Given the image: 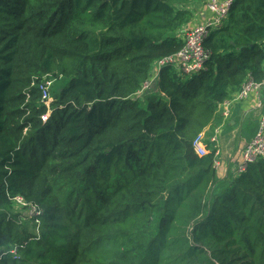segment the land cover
Listing matches in <instances>:
<instances>
[{
  "label": "trees",
  "instance_id": "16d2710c",
  "mask_svg": "<svg viewBox=\"0 0 264 264\" xmlns=\"http://www.w3.org/2000/svg\"><path fill=\"white\" fill-rule=\"evenodd\" d=\"M195 1L0 0V264H264V158L223 178L193 147L264 80V0L234 1L204 71L140 93Z\"/></svg>",
  "mask_w": 264,
  "mask_h": 264
},
{
  "label": "built area",
  "instance_id": "2783aa9c",
  "mask_svg": "<svg viewBox=\"0 0 264 264\" xmlns=\"http://www.w3.org/2000/svg\"><path fill=\"white\" fill-rule=\"evenodd\" d=\"M235 0H224L222 3L216 1H210L207 3L208 9L216 16V20L207 24L194 27L188 33H186L185 46L182 50L174 57L166 58L156 62L153 67V76L151 81L147 82L143 86L144 91L150 90L159 80L160 74L163 70L168 67H175L181 73L187 77L193 75H198L200 72L204 71L207 62L210 59L209 53L205 50L204 43L209 37L212 31L221 28L230 18L231 11ZM51 76L45 77L48 80ZM43 81L40 87L42 94V104L44 103L50 112V101L49 104L44 102V91L47 88V84ZM264 90V80L262 83H254L253 81H247L242 90L230 101L226 102L222 106V116L225 120H228L231 116L232 106L236 103L245 101L251 94L261 93ZM48 118L44 117L43 120L46 121ZM204 134H201L195 140L193 147L197 155L204 157L208 155L209 146L215 149V154L217 161L215 167L220 166V151H219V138L215 133V136L205 143ZM264 158V114L260 117L259 127L256 135L247 144L242 152L241 159L234 172L235 174H242L247 171L248 167L252 164L257 163L260 159ZM234 170H232L233 172ZM16 202L21 203L23 200L17 198ZM32 215L36 216L38 211L36 209L31 210ZM31 215V216H32Z\"/></svg>",
  "mask_w": 264,
  "mask_h": 264
},
{
  "label": "crops",
  "instance_id": "0c3cea01",
  "mask_svg": "<svg viewBox=\"0 0 264 264\" xmlns=\"http://www.w3.org/2000/svg\"><path fill=\"white\" fill-rule=\"evenodd\" d=\"M213 0H196L193 3V21L187 28L192 30L196 26L216 20V16L208 9L207 3ZM222 3L224 0H214ZM264 114V90L251 94L245 101L232 106L231 116L209 130L210 139L216 135L219 138L220 166L217 168L220 177L235 170L242 152L257 132L260 117ZM206 134V135H207Z\"/></svg>",
  "mask_w": 264,
  "mask_h": 264
},
{
  "label": "rangeland",
  "instance_id": "374dc122",
  "mask_svg": "<svg viewBox=\"0 0 264 264\" xmlns=\"http://www.w3.org/2000/svg\"><path fill=\"white\" fill-rule=\"evenodd\" d=\"M43 81L47 84V88L46 90L44 91V102L45 103H48L53 100V96L55 95V93L57 91H59L60 89H62L65 84H66V81L64 79H61V78H54V77H50L48 80H45V78L43 79ZM44 83V84H45ZM43 105H45L43 103ZM50 110V109H49ZM221 115H222V112H221ZM259 127V126H258ZM258 131V129H257ZM257 132L254 133V136L256 135ZM204 140H205V143L208 144V141H210V135L207 134V135H204ZM252 140V139H251ZM234 172H237L236 170L233 171ZM26 202L23 200L21 203L19 202H15L14 203V206L12 205V212L16 215H29L30 217H32V212L31 210L33 208L30 209V211H26V207L27 205L25 204ZM32 215V216H31ZM42 224L40 223H35V224H32V227H30V231H33L34 234H38V235H41L42 233ZM14 252V255H16V251H13ZM19 255V254H18Z\"/></svg>",
  "mask_w": 264,
  "mask_h": 264
}]
</instances>
